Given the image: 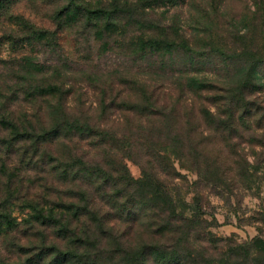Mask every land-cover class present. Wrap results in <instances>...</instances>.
Listing matches in <instances>:
<instances>
[{"label": "rangeland", "instance_id": "rangeland-1", "mask_svg": "<svg viewBox=\"0 0 264 264\" xmlns=\"http://www.w3.org/2000/svg\"><path fill=\"white\" fill-rule=\"evenodd\" d=\"M63 254L264 264V0H0V264Z\"/></svg>", "mask_w": 264, "mask_h": 264}, {"label": "trees", "instance_id": "trees-1", "mask_svg": "<svg viewBox=\"0 0 264 264\" xmlns=\"http://www.w3.org/2000/svg\"><path fill=\"white\" fill-rule=\"evenodd\" d=\"M250 62H249V69L247 70V75H252L253 71L255 70L256 66L259 65V63L262 62V59L259 58H250L251 55H248ZM250 88H252L251 86V82H243L242 84H240L236 90V93L232 92V101L229 102L231 108H232V113L233 111L237 110L239 108V101L241 99H243L244 95L246 94L247 91L250 90ZM251 91V90H250ZM236 97V98H235ZM245 110H247V106L245 107ZM250 111V110H247ZM31 135V134H29ZM41 136H38L37 138L40 139ZM29 138H32V136H29ZM148 185L150 187L153 188V193H154V198L152 199V204L155 208H157L159 211L161 212H165V211H169L173 209V202L171 200V198L169 197V195H167V193L164 191L162 185L158 182H155L154 179H150L148 182ZM51 215V214H50ZM35 221H39L41 224H53V225H58L59 228H64L63 234L66 235L68 231H66L68 229L67 224H65L66 222L64 221L63 218H59L56 219L55 217L51 216H44L41 212L38 213V215L36 216V218L34 219ZM7 222V229L11 228V223L9 220H6ZM69 225V222H68ZM63 257H65V259L61 260V258H59V256H56L55 261H59L58 263H62V261L67 262L68 259L66 258V254L62 255Z\"/></svg>", "mask_w": 264, "mask_h": 264}]
</instances>
